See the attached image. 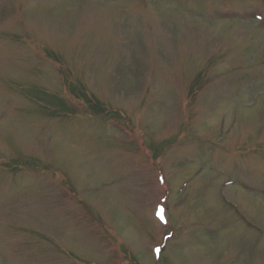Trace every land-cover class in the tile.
Instances as JSON below:
<instances>
[{"label": "rangeland", "instance_id": "1", "mask_svg": "<svg viewBox=\"0 0 264 264\" xmlns=\"http://www.w3.org/2000/svg\"><path fill=\"white\" fill-rule=\"evenodd\" d=\"M0 264H264V0H0Z\"/></svg>", "mask_w": 264, "mask_h": 264}, {"label": "snow or ice", "instance_id": "2", "mask_svg": "<svg viewBox=\"0 0 264 264\" xmlns=\"http://www.w3.org/2000/svg\"><path fill=\"white\" fill-rule=\"evenodd\" d=\"M157 215H160V213L158 212V213H157ZM162 218H163V217L161 216V219H162ZM156 251H157V252H159V251H160V249H159V248H157V249H156Z\"/></svg>", "mask_w": 264, "mask_h": 264}]
</instances>
